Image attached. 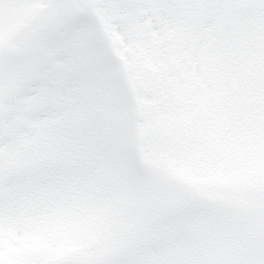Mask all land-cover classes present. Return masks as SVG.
I'll list each match as a JSON object with an SVG mask.
<instances>
[{
  "label": "snow or ice",
  "instance_id": "obj_1",
  "mask_svg": "<svg viewBox=\"0 0 264 264\" xmlns=\"http://www.w3.org/2000/svg\"><path fill=\"white\" fill-rule=\"evenodd\" d=\"M0 264H264V0H0Z\"/></svg>",
  "mask_w": 264,
  "mask_h": 264
}]
</instances>
